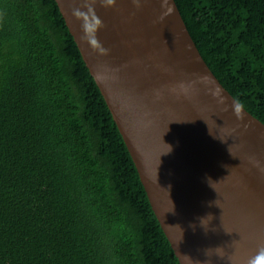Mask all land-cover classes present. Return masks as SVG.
<instances>
[{"label": "trees", "instance_id": "1", "mask_svg": "<svg viewBox=\"0 0 264 264\" xmlns=\"http://www.w3.org/2000/svg\"><path fill=\"white\" fill-rule=\"evenodd\" d=\"M264 124V0H175ZM0 264H180L54 0H0Z\"/></svg>", "mask_w": 264, "mask_h": 264}, {"label": "water", "instance_id": "2", "mask_svg": "<svg viewBox=\"0 0 264 264\" xmlns=\"http://www.w3.org/2000/svg\"><path fill=\"white\" fill-rule=\"evenodd\" d=\"M54 1L179 263L247 264L264 247V124L244 108L234 115L235 98L175 0H141L139 9L116 0L107 10L98 0L104 56L81 42L71 14L80 0Z\"/></svg>", "mask_w": 264, "mask_h": 264}, {"label": "clouds", "instance_id": "3", "mask_svg": "<svg viewBox=\"0 0 264 264\" xmlns=\"http://www.w3.org/2000/svg\"><path fill=\"white\" fill-rule=\"evenodd\" d=\"M97 2L98 0H80L81 6L73 8L71 14L75 18V20L79 22L80 31L82 33L80 37L81 42L90 47L93 52L104 56L107 55L109 51L105 49L98 40V32L104 26L102 20L98 17L95 10V5L97 4ZM99 3L104 9L107 10L110 8V6L116 4V0H99ZM132 3L137 9L141 7V0H132ZM232 108L234 111V115L237 117V119H239L243 109L242 103L234 100ZM209 179L211 180V178H207V180ZM208 216L212 215L209 214ZM203 225L204 223L202 222V226ZM192 227L194 228V226ZM229 259L233 261V264H235L233 257H229ZM247 264H264V247H260L255 255L251 256L247 260Z\"/></svg>", "mask_w": 264, "mask_h": 264}]
</instances>
